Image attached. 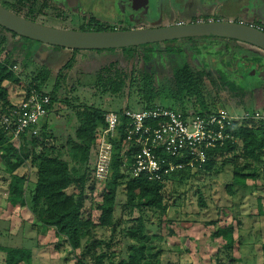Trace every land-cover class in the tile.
Instances as JSON below:
<instances>
[{"label": "rangeland", "instance_id": "374dc122", "mask_svg": "<svg viewBox=\"0 0 264 264\" xmlns=\"http://www.w3.org/2000/svg\"><path fill=\"white\" fill-rule=\"evenodd\" d=\"M135 1L136 13H142L145 8L151 9L153 13L151 16L154 19L150 22L154 24H159L162 19H164L161 22L163 25H171V22L178 20L184 22L188 21L187 16L195 14L199 21L213 20L217 17L219 20L227 21L232 20L233 17L245 24L255 22L258 24L257 27L260 24L264 27V0H208L211 2L209 4L206 0L202 2L199 0ZM126 2L127 0H53L52 5L56 9H49L46 15L37 18V22L53 28L77 30L88 25L95 26L94 29L99 27L128 29L130 26L125 17ZM64 4H72V6H64ZM0 5L8 8L1 0ZM58 10L63 13L61 17L55 15ZM120 14L122 17L124 15V21L123 19L120 21ZM139 22L147 24L140 20ZM191 40L199 43L195 49L184 50L185 58L194 72L205 70L207 73L203 83L209 105L216 109L224 108L229 116L237 120L249 117L254 110L256 114L253 116L256 120L264 118L261 116L264 108V65L260 67L252 65L263 64L261 60L264 61V52L249 44L228 41L216 36H196ZM178 42L185 41L178 40ZM13 43L11 41L7 44V50L11 49ZM30 48L33 57L29 61L26 60L24 47L14 69L16 72L28 75L27 78H23L25 85L30 84L33 73L36 74L46 67L49 76L44 90L49 93L57 76L63 74V78L58 79L57 95L60 100L49 112L47 119L41 121V124L45 123L46 128L38 129L35 133L39 135L43 131L51 132L54 139H46L47 144L52 145L54 141L63 143L68 135L74 134L75 117L72 108L64 101L66 99L72 105L93 104L107 111H115L127 105L137 110L144 104L135 88L130 92L123 89L120 93L111 95L102 93L96 86V72L100 66L120 56L119 51L115 55L111 51L81 50L74 55L70 49L53 48L35 42H31ZM159 54L151 62L140 60L138 64V67L146 65L154 71L158 90L161 93L157 106L180 112L174 107L180 104L186 111H192L190 103L182 99L174 89L171 75L174 58L171 56L164 58ZM73 55L72 67L62 70ZM228 60L231 62L230 65L227 64ZM234 64L240 65L239 72L234 69ZM125 66L123 60H118L116 67ZM251 66L254 69H251ZM219 70L228 82H234L235 86L242 90H231L219 77L221 75ZM15 91L17 93V89H12L11 93ZM22 141L21 147L24 142ZM16 145L18 148L19 145ZM39 148L37 147V150H40ZM25 150L26 147L23 146L22 154L26 152ZM3 153L4 151L0 150V245L31 250V264H74L73 257L77 251L71 252L65 244L60 246L61 239L54 236L51 228L47 229L37 224V220L26 206L15 205L10 208L11 203L8 198L10 176L6 172L9 167L2 160ZM229 157H231L229 164L218 174L196 173L200 168L184 167L173 169L162 178L161 182L165 183L164 195L167 196L169 205L166 214L160 216L158 211L148 210L143 215L147 232L160 234L166 238V242L162 245L163 260L169 261L170 264L176 262L216 264L218 259H222L219 250L224 241L214 237L213 233L217 228L232 226L235 239L232 253L236 260L234 264H262L260 247L264 243V164L256 165V178H247L244 185H235L232 192H229L228 185L231 184L234 174L232 156ZM9 159L10 163H15L14 157L10 156ZM221 160L222 158H216L213 168L219 167ZM237 164L243 165L241 160ZM251 168L248 167L243 172L253 173ZM15 173L29 178L35 175L29 163L21 166ZM93 186L94 192L92 196L88 193L87 198V204L91 208L101 199L103 188L102 184L96 181ZM199 192L206 201L205 208L198 204ZM119 196L120 202H124L122 190ZM134 215L138 213L135 212ZM95 236L107 239L109 233L103 234L100 230H96ZM4 258V251H0V264H4Z\"/></svg>", "mask_w": 264, "mask_h": 264}, {"label": "trees", "instance_id": "16d2710c", "mask_svg": "<svg viewBox=\"0 0 264 264\" xmlns=\"http://www.w3.org/2000/svg\"><path fill=\"white\" fill-rule=\"evenodd\" d=\"M1 1L9 8L5 7L6 9L32 22H37V18L46 15L49 9H56L52 5L53 0ZM202 1L199 0V2ZM210 1L206 0L208 4L211 3ZM62 14L58 10L55 15L61 17ZM216 15L218 16L217 13ZM213 20L219 19L217 17ZM195 21L196 17L189 16L188 21L185 22ZM234 21L239 20L235 18ZM178 22L183 21L178 20L173 23ZM94 27L88 25L79 28V30H114V28L99 27L94 29ZM191 38L93 50L111 51L115 55L119 51L118 55H120L100 66L95 74L96 86L102 93L111 95L118 94L123 89L130 92L135 88L141 95L140 99L144 101L140 109L157 106L161 93L158 90L154 71L146 65L138 67V64L140 60L151 62L157 54L161 53L159 55L164 58L168 56L174 58V65L171 69L174 89L182 99H186L190 103L194 115L203 117L214 112L216 107L209 105L205 97L203 79L207 73L205 70L194 72L185 58L184 50L195 49L199 43L192 42ZM178 40L185 42H178ZM11 41L14 43L11 49L7 50V44ZM31 42L42 44L25 37H19L0 27V119L12 108L19 106L32 92L47 95L50 98L47 106L50 111L60 100L57 89L59 87L58 79L63 76L62 73L57 76L51 92L47 93L44 90L49 76V70L46 67L36 74L33 73L30 84L26 85L23 78H27L28 75L14 70L24 47L26 48L24 53L26 60L29 61L33 57L30 48ZM71 51L75 55L81 50ZM74 55L65 63L62 70L72 67ZM118 60H123L126 66L116 67ZM261 62L263 64L253 63L252 65L260 67L264 65V61L261 60ZM230 63L228 60L227 64L230 65ZM233 66L238 72L241 70L240 65L234 64ZM219 73H221L219 77L231 90H242L240 87H236L234 82H228L221 70ZM12 89H17V93L16 91L11 93ZM64 101L68 107L72 108L75 129L74 134L68 135L63 143L54 141L52 145L47 144L45 143L46 139H54L51 132L43 131L37 135L27 130L22 136L24 141H22V147L20 143V147L17 148L16 143L11 140L10 134L0 125V150L4 151L1 157L9 167L6 172L10 176L8 189L10 208L15 205L26 206L41 226L47 229L51 228L54 235L61 239L60 246L65 244L71 252L77 251L73 257L74 264H170L169 261L163 260L162 245L166 242V238L160 234L148 233L143 215L148 210H156L160 216L166 214L169 205L167 196L164 195L165 183L149 180L145 175L131 177L128 168L123 171L119 153L123 144V136H120L119 141H113L114 151L109 179L102 188L101 199L91 208L87 204V198L88 193L92 196L91 194L94 192V165L98 150V136L101 127L104 126L105 114L109 111L93 104L72 105L67 99ZM174 107L182 113L187 112L180 104L174 105ZM124 108H130V106L127 105ZM124 108L115 111L121 112ZM262 113L261 116H264V108ZM254 114H256V110L251 111L249 117L234 120L229 126H225L223 131L228 137L221 145L207 151L208 159L196 173L213 172L218 174L224 166L229 164L231 160L229 155H231L234 174L231 184L228 185L229 192H232L235 185H244L247 178H256V165L264 164V118L256 120ZM43 128H46L44 122L38 129L42 130ZM23 146L26 147L24 154H22ZM37 147H40V150H37ZM10 156L14 157L15 163H10ZM161 157L165 158L166 154L162 152ZM216 158H222L221 165L213 168ZM171 159L174 163L183 162L175 157ZM239 160L243 165L237 164ZM28 163L34 169V177L29 178L15 173L21 166H26ZM248 167H253V169L251 168L253 173L243 172ZM120 190L123 191L124 202L119 200ZM198 204L203 208L206 207V201L201 192L198 193ZM135 212L138 215L135 216ZM96 230H100L103 234L109 233V236L107 239L98 238L95 236ZM233 232L234 228L230 226L217 228L213 233L214 237L224 241L219 250L222 259H218L216 264L235 263V257L232 255L235 246ZM0 251L5 253L4 264H31L32 253L29 249L0 245ZM260 251L262 264H264V243L261 245ZM176 264L181 263L176 262Z\"/></svg>", "mask_w": 264, "mask_h": 264}, {"label": "built area", "instance_id": "2783aa9c", "mask_svg": "<svg viewBox=\"0 0 264 264\" xmlns=\"http://www.w3.org/2000/svg\"><path fill=\"white\" fill-rule=\"evenodd\" d=\"M49 102L47 95L32 92L1 117L0 125L19 145L27 130L35 134L41 121L47 119ZM234 120L237 118L229 116L225 109L203 117L193 111L182 113L162 106L109 111L98 136L94 180L104 186L109 179L113 141H119L120 136L122 168H128L131 177L145 175L149 180L161 181L173 169L201 168L208 159L207 151L223 143L228 137L223 130ZM173 157L183 162L174 163Z\"/></svg>", "mask_w": 264, "mask_h": 264}, {"label": "water", "instance_id": "95a60500", "mask_svg": "<svg viewBox=\"0 0 264 264\" xmlns=\"http://www.w3.org/2000/svg\"><path fill=\"white\" fill-rule=\"evenodd\" d=\"M0 27L33 41L70 50L123 48L193 36H217L241 41L264 51V30L232 20H208L122 30L81 31L32 22L0 5Z\"/></svg>", "mask_w": 264, "mask_h": 264}, {"label": "flooded vegetation", "instance_id": "af4514ba", "mask_svg": "<svg viewBox=\"0 0 264 264\" xmlns=\"http://www.w3.org/2000/svg\"><path fill=\"white\" fill-rule=\"evenodd\" d=\"M73 2V1H72ZM124 2V1H123ZM127 7H126V13H125V17H126V21L128 22V25L130 26L128 29H131V28H140L141 26L143 27H156V26H164L161 22L164 21V19L161 20V22L159 24H154V22H150L151 20H153L154 18L151 16L153 13H151V9L148 10V9H144L143 11H145V13L142 11V13H136L135 10H134V7H135V3L136 1L135 0H127ZM72 6V4H64V6ZM148 8V7H147ZM120 21H123L125 20L124 18V15L122 17V14H120ZM191 17L194 16L195 17V14L194 15H190ZM189 17V16H187ZM186 17V18H187ZM140 21H143V22H146L147 24H143ZM203 20L199 21L198 19H196L195 22H202ZM181 23H188V22H181ZM181 23H178V24H181ZM171 25L173 24H176V23H173L171 22L170 23ZM134 25V26H133ZM133 26V27H132ZM139 26V27H138ZM123 28H127V27H123ZM114 29H117V30H122V28H114ZM252 46V45H251ZM254 47V46H253ZM251 69H254L252 66H251Z\"/></svg>", "mask_w": 264, "mask_h": 264}, {"label": "crops", "instance_id": "0c3cea01", "mask_svg": "<svg viewBox=\"0 0 264 264\" xmlns=\"http://www.w3.org/2000/svg\"><path fill=\"white\" fill-rule=\"evenodd\" d=\"M231 19L234 20L233 17H231ZM258 21H260V20H258ZM261 23H262V22H261ZM250 25H253V26L255 25V26H257L258 24H256V23L254 22V23H250ZM260 25H262V24H260ZM260 25H259L258 27L262 28V26H260ZM240 42H241V41H239L238 43H240ZM242 43H243V44H247V43H244V42H242ZM247 45H248V44H247ZM250 46H251V45H250ZM252 47H253V46H252ZM37 224H40V223L38 222ZM54 236H55V235H54ZM55 237H56V236H55ZM3 263H4V262H3Z\"/></svg>", "mask_w": 264, "mask_h": 264}, {"label": "clouds", "instance_id": "9594fccd", "mask_svg": "<svg viewBox=\"0 0 264 264\" xmlns=\"http://www.w3.org/2000/svg\"><path fill=\"white\" fill-rule=\"evenodd\" d=\"M264 30V29H263Z\"/></svg>", "mask_w": 264, "mask_h": 264}]
</instances>
